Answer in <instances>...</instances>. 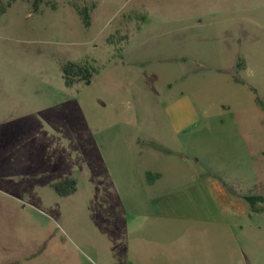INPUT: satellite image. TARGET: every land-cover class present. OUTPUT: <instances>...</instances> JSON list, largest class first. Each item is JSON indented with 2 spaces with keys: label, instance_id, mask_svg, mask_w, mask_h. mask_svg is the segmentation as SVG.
<instances>
[{
  "label": "rangeland",
  "instance_id": "rangeland-1",
  "mask_svg": "<svg viewBox=\"0 0 264 264\" xmlns=\"http://www.w3.org/2000/svg\"><path fill=\"white\" fill-rule=\"evenodd\" d=\"M68 62L90 84L67 87ZM253 195L264 0H0V264L105 247L264 264V204L238 197Z\"/></svg>",
  "mask_w": 264,
  "mask_h": 264
},
{
  "label": "crops",
  "instance_id": "crops-1",
  "mask_svg": "<svg viewBox=\"0 0 264 264\" xmlns=\"http://www.w3.org/2000/svg\"><path fill=\"white\" fill-rule=\"evenodd\" d=\"M63 177L70 178L69 176H63ZM253 196H262V195H253ZM238 197H241L242 199H244L245 196H238ZM63 198H66V197H63ZM235 199H237V197ZM233 201L231 202L232 206L234 205ZM257 205L262 206L263 204L257 203L254 207H251L250 205L249 206L252 209H255ZM257 211H260V210H257ZM140 251H142L140 253V257H136L137 254L133 253L129 248L128 249L120 248L118 250H115L111 247H105V248H99V249H83V250L78 249L77 252L73 253L71 257V264H74V262L75 264H125V263H130V264H183L182 262L183 258H181V249L177 247L157 249L156 260H154V257L150 254L148 249H145V250L141 249ZM182 254L184 253L182 252ZM69 264H70V259H69Z\"/></svg>",
  "mask_w": 264,
  "mask_h": 264
},
{
  "label": "trees",
  "instance_id": "trees-1",
  "mask_svg": "<svg viewBox=\"0 0 264 264\" xmlns=\"http://www.w3.org/2000/svg\"><path fill=\"white\" fill-rule=\"evenodd\" d=\"M37 7V2L33 4V8ZM84 26L89 25V16L86 8L77 9ZM62 78L67 87H71L78 82L90 84L92 70L82 63L68 62L61 67ZM53 190L60 197H66L73 194L76 190V182L72 178L64 177L60 181L53 184ZM245 201L254 207L257 203L264 204V196H245ZM130 264V263H125Z\"/></svg>",
  "mask_w": 264,
  "mask_h": 264
},
{
  "label": "flooded vegetation",
  "instance_id": "flooded-vegetation-1",
  "mask_svg": "<svg viewBox=\"0 0 264 264\" xmlns=\"http://www.w3.org/2000/svg\"><path fill=\"white\" fill-rule=\"evenodd\" d=\"M63 179V178H62ZM60 181V180H59ZM52 188H53V184H52ZM67 197V196H66Z\"/></svg>",
  "mask_w": 264,
  "mask_h": 264
}]
</instances>
